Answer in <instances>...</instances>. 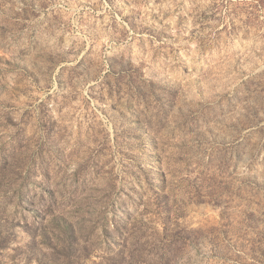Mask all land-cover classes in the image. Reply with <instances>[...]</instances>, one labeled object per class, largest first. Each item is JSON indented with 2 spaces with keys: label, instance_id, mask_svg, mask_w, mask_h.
<instances>
[{
  "label": "rangeland",
  "instance_id": "rangeland-1",
  "mask_svg": "<svg viewBox=\"0 0 264 264\" xmlns=\"http://www.w3.org/2000/svg\"><path fill=\"white\" fill-rule=\"evenodd\" d=\"M0 264H264V0H0Z\"/></svg>",
  "mask_w": 264,
  "mask_h": 264
}]
</instances>
